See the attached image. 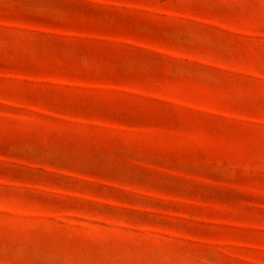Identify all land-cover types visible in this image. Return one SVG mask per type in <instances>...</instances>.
<instances>
[{"label":"rangeland","instance_id":"374dc122","mask_svg":"<svg viewBox=\"0 0 264 264\" xmlns=\"http://www.w3.org/2000/svg\"><path fill=\"white\" fill-rule=\"evenodd\" d=\"M0 264H264V0H0Z\"/></svg>","mask_w":264,"mask_h":264}]
</instances>
